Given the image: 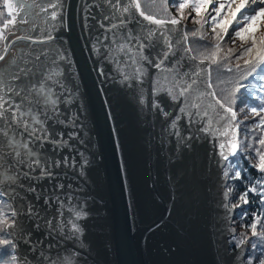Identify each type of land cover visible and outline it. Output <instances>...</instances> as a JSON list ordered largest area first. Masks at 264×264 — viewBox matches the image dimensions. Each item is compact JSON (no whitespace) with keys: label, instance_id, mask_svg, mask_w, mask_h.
Returning <instances> with one entry per match:
<instances>
[{"label":"snow or ice","instance_id":"1","mask_svg":"<svg viewBox=\"0 0 264 264\" xmlns=\"http://www.w3.org/2000/svg\"><path fill=\"white\" fill-rule=\"evenodd\" d=\"M65 3L0 0V264L90 258L96 154ZM80 20L97 75L137 103L162 154L210 145L225 264H264V0H81Z\"/></svg>","mask_w":264,"mask_h":264},{"label":"water","instance_id":"2","mask_svg":"<svg viewBox=\"0 0 264 264\" xmlns=\"http://www.w3.org/2000/svg\"><path fill=\"white\" fill-rule=\"evenodd\" d=\"M80 5L66 0L61 36L79 73L96 154L89 171L95 199L86 221L87 264H225L210 145L162 154L137 103L97 75Z\"/></svg>","mask_w":264,"mask_h":264},{"label":"trees","instance_id":"3","mask_svg":"<svg viewBox=\"0 0 264 264\" xmlns=\"http://www.w3.org/2000/svg\"><path fill=\"white\" fill-rule=\"evenodd\" d=\"M190 27H191V25H190ZM216 76H217V73L214 72L213 73L214 79L216 78ZM219 78L222 79V80H226L227 79V77H225L223 75H221ZM227 86L228 85H220V87H227ZM255 87H258V85L256 84L255 81H253L252 84H251V86L248 88V92H252V88H255ZM243 100H244L245 103H253V104L255 103L254 102V96H243ZM241 107H243V104H241L238 101L237 110L239 111V108H241ZM246 114H247V109H245V112L244 113H241L238 118L243 119ZM237 183H239V182H237ZM243 190H244L243 187H240L239 191L240 192H243ZM232 202L233 203H236L237 202L236 199H235V196H233ZM245 207L246 208H250V210H255L254 206L245 205ZM236 211L239 212V209H237ZM236 227H237V231L238 232H242L243 231V229L240 228V226H239L238 223H237Z\"/></svg>","mask_w":264,"mask_h":264},{"label":"flooded vegetation","instance_id":"4","mask_svg":"<svg viewBox=\"0 0 264 264\" xmlns=\"http://www.w3.org/2000/svg\"><path fill=\"white\" fill-rule=\"evenodd\" d=\"M19 34V33H18Z\"/></svg>","mask_w":264,"mask_h":264}]
</instances>
